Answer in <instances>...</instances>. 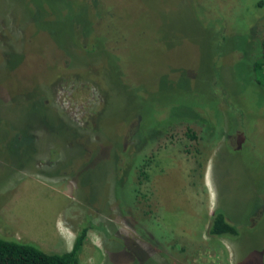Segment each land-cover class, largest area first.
Masks as SVG:
<instances>
[{
	"label": "rangeland",
	"instance_id": "rangeland-1",
	"mask_svg": "<svg viewBox=\"0 0 264 264\" xmlns=\"http://www.w3.org/2000/svg\"><path fill=\"white\" fill-rule=\"evenodd\" d=\"M84 19L121 37L117 71L70 41ZM263 32L264 0H0V235L62 253L86 226L77 264H264ZM195 106L211 135L154 143L146 179L114 185L127 118L149 139ZM215 209L237 238L206 235Z\"/></svg>",
	"mask_w": 264,
	"mask_h": 264
},
{
	"label": "trees",
	"instance_id": "trees-1",
	"mask_svg": "<svg viewBox=\"0 0 264 264\" xmlns=\"http://www.w3.org/2000/svg\"><path fill=\"white\" fill-rule=\"evenodd\" d=\"M40 1H42L44 5L47 2V0H40ZM37 10H38V6H37ZM105 13L106 15L110 16V13L108 12H105ZM105 13L100 14V15L104 17ZM69 15L71 16V14ZM67 17L68 15L64 16L63 18L61 17V18L66 19ZM35 19L39 20L38 18H35ZM84 25L85 26L81 28L79 32L77 31V29H73L72 26L69 27L70 28V32H69L70 41L72 42V44L76 46L78 50L82 49L83 53L88 52V50L89 51L94 50L95 47L102 48V50L106 51L107 53L106 61L108 63L112 62L111 63L112 67H115V71H117V69L119 68H117L116 66L117 61L115 60V56H116V51H118L119 46L111 45L110 43L112 41L117 40L118 45H119L121 41V37L118 35H114V33L112 32L113 31L112 29H107L108 31L105 34L101 35L106 38V39L103 38L104 39L103 40L100 38L98 34L95 37L93 36V28H92L93 26L90 21H88L87 19H84ZM82 37L86 39L83 42L85 43L83 44L84 46H81L82 44H79V40ZM91 37L93 38V41L90 40ZM219 38H220V33L218 32L215 35V40H218ZM39 43L41 44V42ZM50 47H51L50 51H47V52L52 54V51L55 50L56 47H52V46ZM216 51H218V49H216ZM10 55L13 56V54L11 53L8 54V56ZM22 58L24 57L17 56L13 64L18 65L22 63V60H21ZM17 60H19L18 63H17ZM53 64H56V61H54ZM14 69H9V70L11 71ZM119 77H120L121 82L123 84H126L124 77L122 75H119ZM248 78H249L250 83L264 90V32H263L261 41L259 43V50H258L257 56H255L254 58H252L251 61H249ZM12 93L13 92L10 91L7 94L8 95L11 94L10 97L14 96L13 98H15L16 94H12ZM23 93L25 94V92ZM229 97L234 98L236 97V95H232V93H229ZM22 98L24 97L22 96ZM27 98L31 99V96L28 95ZM29 99H26V103H29ZM202 108L195 106L194 108L187 107L185 110L184 109L181 110L185 112H182L181 115L178 117L175 116L173 120L170 121V124L167 123L165 119L167 123L166 128L162 130L159 129L158 132L155 131L154 125L158 127L161 124L162 120L158 121L154 118L153 121H150V124H148V128L146 130V131L154 132L153 134L154 136H152L149 139H147L146 136H140L141 129L146 127L145 125L144 126L142 125L143 122H145V119H147L145 118L146 116L144 115L141 116L140 114H137V115H132V117L127 118V120L133 121L129 131L126 134V136L128 137L126 142H128V144L132 146L133 151L130 157L124 156L125 155L124 152H121V151L113 152V167H114V172H115L114 185L115 184H119V185L126 184L128 182L127 180H128L130 168L133 169L134 166H135L134 169L136 170V173H134L135 175L134 177L137 183L146 179L145 171L150 165L151 154L145 155V157L140 161V163L137 162V160L139 158L140 151L146 149L149 146H150L149 148H151L154 143H156L155 147H158L159 142L161 140H170L171 138L174 137L175 134H177L179 131H182V130L185 131L184 135L186 137L194 136L191 130L192 127L198 128V131L200 133V135L198 136L199 139H201L200 136L211 135L213 132L212 127H211L212 125L209 123V121H207V118L203 117L204 115L201 116ZM141 119L143 120L141 121ZM236 124L238 123L236 122V120H234L233 125L236 126ZM237 134H238L237 136H240V133H237ZM123 160L126 161V164H123ZM136 162L139 164H137ZM86 229L87 227L83 226L81 230L77 232V234L75 235L70 249L62 253L44 252L42 249H40L38 246H36L33 243L20 242L15 239L6 238L0 235V264H77L78 254L83 244ZM238 234H239L238 229L235 227L234 224L226 220L224 212L221 209H215L212 211L210 218H209L207 230H206V235L208 237L234 239V238H237Z\"/></svg>",
	"mask_w": 264,
	"mask_h": 264
}]
</instances>
